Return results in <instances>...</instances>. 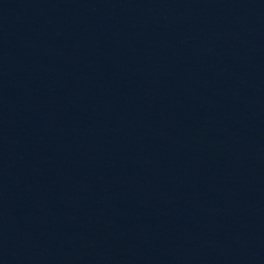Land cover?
Here are the masks:
<instances>
[{"label":"water","instance_id":"1","mask_svg":"<svg viewBox=\"0 0 264 264\" xmlns=\"http://www.w3.org/2000/svg\"><path fill=\"white\" fill-rule=\"evenodd\" d=\"M0 264H264V0H0Z\"/></svg>","mask_w":264,"mask_h":264}]
</instances>
